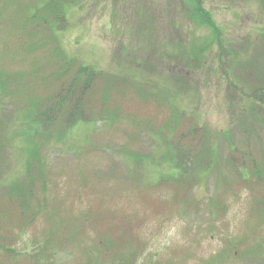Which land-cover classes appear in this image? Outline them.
Here are the masks:
<instances>
[{
  "label": "rangeland",
  "instance_id": "obj_1",
  "mask_svg": "<svg viewBox=\"0 0 264 264\" xmlns=\"http://www.w3.org/2000/svg\"><path fill=\"white\" fill-rule=\"evenodd\" d=\"M198 5L201 10L190 0H77L67 6L66 27L57 34L65 54L107 72L104 82L114 86H89L88 119L70 120L67 113L60 119L65 130L57 125L49 134L31 109L37 94L57 89L54 78L40 80L41 71L52 70L41 65L48 49L19 47L39 33L25 26L13 35L11 21L23 18L0 0V73L10 79L0 91V244L25 255H0V264H264V211L257 206L264 191L231 177L222 162L242 138L233 119L246 99L230 86L214 40L217 32L241 58L256 49L264 68V8L260 0ZM197 10L210 14L215 32ZM38 63L46 69L36 76ZM189 126L217 148L210 172L178 171L183 157L167 155L175 152L171 139ZM35 150L46 181L35 178L29 203L38 200L55 213L43 217L44 208L23 229L20 209L7 207L12 199L2 194L11 185L27 186L25 165ZM60 220L74 231L60 236ZM48 234L54 236L44 247ZM38 245L39 255L27 259Z\"/></svg>",
  "mask_w": 264,
  "mask_h": 264
},
{
  "label": "trees",
  "instance_id": "obj_2",
  "mask_svg": "<svg viewBox=\"0 0 264 264\" xmlns=\"http://www.w3.org/2000/svg\"><path fill=\"white\" fill-rule=\"evenodd\" d=\"M1 1H9L13 3L16 7V11L23 18L19 21H11L13 35L16 36L18 31L25 26L33 27V31L39 33L38 39H30L29 41L20 43L19 47L23 48L24 51H27L28 48L33 47L35 44H37L38 49L40 44L48 49V51H46V61H44L45 63H42L41 65H44L47 68H52V70L50 72L41 71L39 73L40 80L46 84V82L49 81V78H54V80L57 81V89H55L53 92H51L49 89H46L47 95L45 97L44 95L40 96L37 94L35 99L32 101L31 109H33L35 114V121L38 122L41 127L43 126L42 129L45 131V133L51 134L52 132L50 130L57 125H61L62 131L65 130V128L62 129L63 125L62 120L60 119L67 113H70L71 115L70 120L76 121V119H88V117L85 118L86 115L88 116V114L84 112L85 100L87 96L86 91L88 90L87 88L91 85L96 87V85L99 84L97 88L99 91H102L101 88H104L105 85H109V83H111V85L114 86V83L111 81L104 82L107 77L105 73L107 72L95 69L91 65H84L76 57L67 56L61 47L57 34L64 30L67 24L65 9L67 6L76 4L77 0ZM190 1H193L196 4V7L201 10L200 5H198L199 0ZM260 3L264 8V0H260ZM197 14L202 19V21H204L214 30V25L212 24V18L210 14L205 12L201 13L199 10H197ZM41 25L43 26L44 30L38 28V26ZM26 33L27 32H25V34ZM260 34L264 39V31H262ZM214 40L218 41V63L220 64V67L226 70L225 73L229 78L230 86L237 92H240L241 96L246 99L245 103L238 107L239 110H237V114L234 115L233 119L238 123L237 125H239L242 138L236 147L229 149V156L224 158L222 162L224 163V166L227 165V174H229L231 177L240 180H247V182L255 181L257 185L259 184V190L264 191V68L258 66L259 63L255 59L258 55L256 49V54L251 53L250 55L248 54V56L241 58V56L238 54V51H234L233 49H230L229 47H226L222 44V39L219 38L217 32L215 33ZM3 45L7 46L9 44L3 43ZM197 58L198 57L195 56L194 59ZM41 65L39 64V68L36 67L35 69L36 76L38 75L39 70L46 69L40 67ZM54 67H56L55 70ZM88 72L89 76H86ZM231 74L233 75V78H231ZM18 75L9 76L13 77L14 79H16L17 76L18 79L23 78L22 74ZM118 78L119 76L116 77V79ZM9 80L10 79L6 74L0 73V91H2V93H4L3 90L5 89V85ZM68 95L70 99L68 98ZM67 98L72 101L71 108H69ZM183 115L184 114H181L179 118ZM75 121H69L68 124ZM197 130V126H189L182 131L179 140L172 138L170 141L171 146L175 148V152L173 149H171L172 152L168 151L167 155L169 157L171 156L172 158L174 157L176 160H178L180 157H183V160L177 164L178 171L180 169L181 171H184L188 167H192L191 170L195 173V169L201 166V170L205 173L210 172V170L213 169L214 164H216V159H218L217 148L209 145L205 139L202 142V134H197ZM195 134L197 138H195ZM222 135L228 141V146L231 147L229 134L224 133ZM201 143V148L203 149H196L201 145ZM254 148H257L256 152L258 156H256V153L253 151ZM190 149L192 150L189 151ZM231 151L233 152L231 153ZM183 154L184 156H182ZM38 158V151L35 150L30 154L26 161L25 170L27 173V186L19 187L18 184L16 186L11 185L10 187H7L8 191L2 194L4 198L7 197L6 195H10L12 199H8V203L11 204H8L7 207L10 208L12 205H16L15 208L18 207V209H20V223L18 228L24 229L25 226L27 227V224H24V222H26L28 218L33 219L44 208H46L48 212L44 214L43 217L48 216V218H51V214L55 213V209L52 206L48 208V206L42 202L39 203L38 200H36L37 206L32 207L31 203H29L30 198L32 199L34 196L32 190L35 185L33 183L35 178L40 176V178L45 180L43 170H41L43 169V163L41 161L39 162ZM34 162L36 164H34ZM35 166L39 168V172L35 170ZM43 188H45V184L43 185ZM1 204L2 207L6 205L3 202ZM257 206L259 209L262 207L261 209L264 211V195L261 194V197H259L257 200ZM28 209H30L29 214H27ZM260 214L262 216L263 212ZM60 222V236L63 234L65 235V233L67 236L71 231H74V227H69V223H67V221L60 220ZM1 223H3V221L0 218V226ZM50 232H52V230ZM53 236V234L46 235L42 239V246L46 247L48 241ZM104 247L108 248L105 244ZM40 249L41 248L38 245V250L35 252L32 251L31 253H26V258L28 259L29 257H37L39 255ZM16 252L8 246L0 244L1 256L4 254H10V258L12 257L15 260V258L19 255L21 257L24 256L25 259L23 252Z\"/></svg>",
  "mask_w": 264,
  "mask_h": 264
}]
</instances>
